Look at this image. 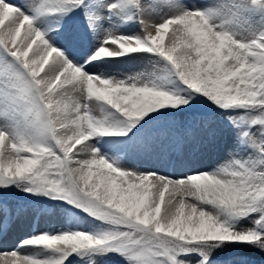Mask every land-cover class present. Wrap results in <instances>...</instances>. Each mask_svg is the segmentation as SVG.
<instances>
[{
    "label": "snow or ice",
    "instance_id": "1",
    "mask_svg": "<svg viewBox=\"0 0 264 264\" xmlns=\"http://www.w3.org/2000/svg\"><path fill=\"white\" fill-rule=\"evenodd\" d=\"M90 2L0 0V48L11 57L0 59V189L62 200L100 222L31 236L0 252V264H264V30L224 18L226 7L264 9V0H167L172 14L155 34H109L79 64L39 18L84 7L92 31L101 8L141 10L140 0ZM134 53L161 58L163 73L85 70ZM28 246L51 255L22 256Z\"/></svg>",
    "mask_w": 264,
    "mask_h": 264
},
{
    "label": "bare ground",
    "instance_id": "2",
    "mask_svg": "<svg viewBox=\"0 0 264 264\" xmlns=\"http://www.w3.org/2000/svg\"><path fill=\"white\" fill-rule=\"evenodd\" d=\"M88 1L89 0H85V4H87ZM200 1H202L205 5H208L210 3H215V0H200ZM111 2H114V0H112ZM166 2L167 0H140V4L142 6L141 10H139L140 17H142L144 19V22L149 25H153L152 24L153 21H154V25H158L159 23H162L163 21H160V19H164L167 15H171L173 11L172 9L163 8L165 12L162 13V5L163 3H166ZM25 3H26V0H18V5H23ZM82 9H84V7ZM99 11L102 13L104 19L100 21V27L95 28L94 30L89 32L91 39H92L90 40L89 45L96 40L97 35L99 32H101V30H104V31L116 30V32H134L132 33L133 35H144L145 34V32L143 33L144 28L139 24L138 18H136L134 14L132 13V8L129 7L128 9L124 11H113V12H108L101 8ZM60 15H63V14H58V15L56 14L55 17H60ZM77 15L78 14L75 13V16ZM129 17H131V19H129ZM81 18L83 19V15H81ZM50 20L51 19H49V17H44L38 21V24L42 28L44 27L45 23L49 22ZM234 20L237 26L240 28V31L254 32V29L256 27L262 28L264 30V9H262L261 7L259 8L258 6H252L249 4L245 9L240 10V15L239 14L235 15ZM253 23L255 24L253 25ZM173 29H174V26H170L168 33L165 35L164 43L166 47L170 45ZM79 30H81V27ZM63 33H56V34L61 35ZM152 33L155 34V29L153 30ZM79 35H81V33H79ZM52 36L54 35H51L49 37L52 38ZM59 42H61L63 48L68 52L70 59H72L74 56L79 55V53H81L82 51L81 49H83L82 48L83 45L80 44L82 43L81 39H77L75 42L72 41L71 43H69L68 38H62V39H59ZM93 50L94 49L90 51H93ZM0 59H6V58L0 54ZM109 60L112 61L111 63L114 66L112 70H110V68L108 69L107 67H104L105 64L107 63L109 64V62H105L106 60L104 62H97V64H94V67L93 65L91 64L90 65L92 66V68L95 69L94 71H96L97 73H101L104 75L108 73L109 77L124 79L126 76H129V75H135V74L153 75L156 73H160L159 64H162L163 62V61L161 62L162 60L161 58H158L148 53H134V54L122 55L116 58H109ZM165 63L166 62L164 61L163 64ZM115 65H117L118 68H116ZM88 69H89V66H88ZM85 70H87V68H85ZM232 143H233V139L225 138L224 142L220 145L219 151L217 153H213V155L214 156L218 155L220 158H223L228 148L232 145ZM43 212L46 213L48 211L47 209H44ZM22 225L23 226L20 228V232L18 235V236L20 235L22 236L18 237L17 235L14 234V232H11V231L8 232L0 244V249L2 248L4 252H10L12 250L18 249V246H15L14 249H11L10 247H12L15 244L18 238L20 240L21 238L25 236L28 237L30 234L29 225L26 223L25 224L22 223ZM61 225L63 224L59 221L52 225L45 226L43 227V229L45 230L46 228L47 232L51 234H56V233L63 231L61 229H64V228H62ZM78 225L83 228L84 225H87V222H83ZM82 228L77 227V229L75 230H81ZM11 230L14 231L13 228ZM66 230H69V229L68 228L64 229V231ZM19 250L22 256L23 254L36 256L38 255V253L40 252L42 253L43 251L41 247H38V246H28L26 248H21ZM45 255L48 256V255H51V253L48 252ZM104 264H110V263L104 262Z\"/></svg>",
    "mask_w": 264,
    "mask_h": 264
},
{
    "label": "rangeland",
    "instance_id": "3",
    "mask_svg": "<svg viewBox=\"0 0 264 264\" xmlns=\"http://www.w3.org/2000/svg\"><path fill=\"white\" fill-rule=\"evenodd\" d=\"M111 1L112 0H105L106 3H109ZM13 2L18 4V0H13ZM176 2L184 3L188 7H192L194 5L196 7L203 8V7L207 6L200 0H176ZM225 2L227 3V2H229V0H215V3H225ZM87 5H88L89 8H94L95 7V5L90 2V0L87 2ZM258 7L260 8V6H258ZM82 8L83 7L78 8V9H76L77 11L69 13L67 15H60V17H55L56 14L49 15L50 16L49 19H51V20L49 22H46L44 27H42V29L45 30L46 32L47 31L50 32L52 30V27L63 25L67 21V19H69L70 17L75 16V13L78 14V15H83L82 23H79V22H75V24L73 23L72 27L65 33L56 31V32L53 33L54 36H52V38H51L52 43H54V44L56 43L55 45H57V47L63 48L61 42H59V39L68 38L69 36H73L75 38L73 41L75 42L77 39H80V37H83V39H81L82 43H80V44L83 45L82 46L83 49H81L82 50L81 53H79V55H77V56H74L75 58L74 57L72 58V60H74L75 62L81 64V62H82L81 60L83 59L84 55L86 53H88L95 46H98L100 43L102 44V40H104L106 38L105 35H109V34H111L113 36L129 35V34H130L129 36L133 35L132 33H134V32H116V30H114V31L101 30V32H99L98 35H97V38H96L97 41L95 40L94 42H92L89 45V42L92 39H91V36L89 34L90 31L88 30V25H87V23L84 20V12L86 11V9L85 8L82 9ZM130 8H132V13L134 14V16L136 18H138V21L143 20V24H140V23L139 24L144 29L146 28V30L148 32H153V30L155 29L154 21L152 22L153 25L146 24L144 22V19L142 17H140L139 10H137V8L135 6H130ZM163 8L167 9V8L163 7V5H162V13L165 12L163 10ZM240 10H241L240 8L233 9V8L226 7L225 8V17H224L225 20L228 22V26L236 28L238 31H240V28L237 26V24H236L234 19H235V15L236 14L240 15ZM159 14H161V13H159ZM160 21H163V19H160ZM252 21H253V19H252ZM254 24L255 23H253V25ZM80 27H81V30H79ZM262 30H263L262 28L256 27L254 29V32H258V31H262ZM144 32L145 31H143V33ZM56 33H63V34L57 35ZM79 33H81V35H79ZM100 46L101 45H99V47ZM111 47H114V46H111ZM78 48H79V46H78ZM1 49L2 48H0V50ZM0 54L3 55V53H1V52H0ZM6 58L11 60V58H9V57H6ZM162 61L163 60H161V62ZM106 62H109V64L108 63L105 64L104 67H107L108 69L110 68V70H112L113 67H114L113 64L111 63L112 61H110L109 58H107ZM163 62H162V64H159L160 65L159 66L160 73H163V71H164V69L166 67V65H165L166 63L163 64ZM91 65H93V67H94V64H91ZM91 65L89 66V69L87 68L86 71L95 73V74H97V75H99V76H101L103 78L109 77L108 73L105 74V75L101 74V73H97L96 71H94L95 69L92 68ZM115 67L118 68L117 65H115ZM227 138L233 139V137H227ZM2 190H3V192H2ZM8 190H9V192H11L13 195H16V196H19V195L23 194L24 196H29L30 198L35 199V200L44 198V199H42L41 202H36L37 204L34 203L33 206L36 205V206H38L40 208L42 207L44 209H47V211L50 214V216L55 217L57 222L60 221L63 224L61 226L64 229L68 228L69 230H75V229H77V227L78 228H82L78 224H81L83 222H87V225H84V227L81 230L88 231V232H95V231L100 230V228L98 227L100 225L99 221H95L94 222L92 220V218L88 217L81 209H77L73 205H70V204H68L65 201L52 200V199H49L48 197L43 196V195L31 196L29 194H26V193L18 191L15 187H12L11 189H0V196L4 195V196L1 197L2 200L8 198V197H6L7 193H8ZM18 203H19V201H18ZM64 229H61V230L64 231ZM66 231H68V230H66ZM21 239L23 240L24 238H21ZM13 247H10V248H13ZM2 251H3V249L1 248L0 252H2ZM47 253H48L47 251L43 250L42 253L40 252V253H38V255L42 256V254H43V256H46L45 254H47ZM23 255H25V254H23ZM105 262H108L110 264H125V262L123 260H121L119 257H112V258L106 260Z\"/></svg>",
    "mask_w": 264,
    "mask_h": 264
}]
</instances>
